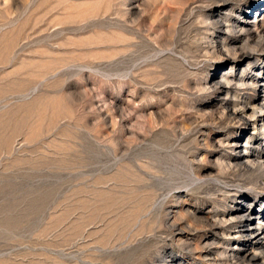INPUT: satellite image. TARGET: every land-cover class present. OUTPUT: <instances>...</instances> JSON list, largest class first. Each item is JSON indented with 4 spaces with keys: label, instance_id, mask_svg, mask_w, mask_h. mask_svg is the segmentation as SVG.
<instances>
[{
    "label": "rangeland",
    "instance_id": "rangeland-1",
    "mask_svg": "<svg viewBox=\"0 0 264 264\" xmlns=\"http://www.w3.org/2000/svg\"><path fill=\"white\" fill-rule=\"evenodd\" d=\"M220 1L0 0V264H243L264 0Z\"/></svg>",
    "mask_w": 264,
    "mask_h": 264
},
{
    "label": "bare ground",
    "instance_id": "bare-ground-1",
    "mask_svg": "<svg viewBox=\"0 0 264 264\" xmlns=\"http://www.w3.org/2000/svg\"><path fill=\"white\" fill-rule=\"evenodd\" d=\"M233 1L234 0H221L219 3H223L224 5L228 6ZM230 30H231V28H230ZM258 31H260V32L257 34V36H253L249 33L250 32L249 29L246 30V28H244V27L241 28V32L244 33V37L247 38L248 42H250L249 40L255 41V42H253L254 44L264 48V29L263 28L261 30L257 29L256 32H258ZM255 38H256V40H255ZM224 50H226V53L229 54V50L227 48L226 49L224 48ZM231 52H232V50H231ZM253 57H254V53L251 51L250 52H244L242 54L234 53L232 60H233V62H236V61H238V60L240 61L244 58H250L251 59ZM215 85H216V87L219 88L221 83H216ZM228 85H229V83H228ZM221 86H223V85H221ZM251 99H252V97H249L248 101L245 104H242L241 106L236 105L237 107L234 108V110L232 109L233 110L232 115L236 116L240 120H244L245 125L252 128L253 131L256 130V126H257V124H259L260 129L264 133V107L258 111L257 105L256 106L251 105V102H250ZM263 100L261 102L264 103ZM233 107H235V106H233ZM230 114H231V112H230ZM224 115H225V113H224ZM232 115H230V116H232ZM251 121H253V124H251ZM255 159L256 158H255L254 153H251V154L244 153V155L241 157V159L235 158V160L238 161V162H236V167L238 168V170H236V169L235 170L237 172L239 171V173H240L238 175L239 179H243L245 176L248 175L247 180H248V186L250 188L249 190L260 192L261 187L264 186V156H258L256 161H255ZM228 164L231 165L232 163L231 164L228 163ZM234 166H232V168ZM227 169H229V168H227ZM224 170H225V166H224ZM227 171L228 170H226L225 172H227ZM232 173L234 174V171ZM259 208L262 209V206H259ZM263 210H264V208H263ZM254 211H255L254 207L251 205H249V206H247V205L246 206H238L235 209V211H233L231 214L233 217L230 218V219H233L235 221L231 222V224L229 226H226V228H225L228 231V232H226L227 237L231 235V233L229 231H234L233 234L236 236L235 237L236 239H241V238L244 240L248 239V242L251 243L250 244V251L251 252H250V254H248L244 257V260L241 262L243 264H264V219L259 223H254L255 222V219H253V215L255 214Z\"/></svg>",
    "mask_w": 264,
    "mask_h": 264
}]
</instances>
